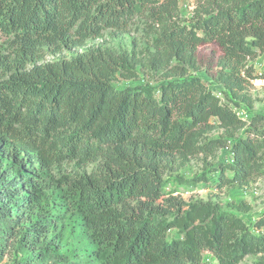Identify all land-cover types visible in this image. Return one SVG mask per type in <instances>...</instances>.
Segmentation results:
<instances>
[{"label":"trees","instance_id":"16d2710c","mask_svg":"<svg viewBox=\"0 0 264 264\" xmlns=\"http://www.w3.org/2000/svg\"><path fill=\"white\" fill-rule=\"evenodd\" d=\"M138 18L154 34L141 56L98 48L41 63L49 48H81ZM0 34L11 50L8 61L0 55V142L23 164L0 155V249L21 255L17 264H202L206 252L240 264L264 254V214L248 223L212 202H185L166 192L161 172L176 156L229 147L209 139L218 124L234 138L228 156L189 183L264 177V116L245 93L248 64L264 55V0H200L188 23L180 0H0ZM207 45L221 53L211 84L224 102L189 73ZM164 71L157 85L115 86L118 76Z\"/></svg>","mask_w":264,"mask_h":264},{"label":"rangeland","instance_id":"374dc122","mask_svg":"<svg viewBox=\"0 0 264 264\" xmlns=\"http://www.w3.org/2000/svg\"><path fill=\"white\" fill-rule=\"evenodd\" d=\"M200 0H180V13L183 23H188L194 16ZM148 22L143 18H138L126 32H116L107 30L101 38L89 39L81 48H66L62 51H56L49 48L46 50L45 58L41 63H49L58 60H70L90 50L103 49L110 50L117 55L141 56L149 45V39L154 37V34L148 28ZM11 54L8 38L0 34V55L8 57ZM221 56L219 49L214 45L203 46L199 49L198 69H191L190 74L201 77L209 86H213L211 82L214 80L212 76L217 74L220 68L217 66V60ZM248 67H252V77L246 82V95L252 100L253 106L249 107L252 113L264 116V87L256 89L253 85V77L263 74L264 77V55L259 56L255 61H250ZM3 72L0 71V76ZM169 72L147 74L141 73L139 79L125 80L118 76L115 86L119 89L137 86L151 82L154 85L165 81ZM212 75V76H211ZM172 79V78H171ZM173 79H177L176 77ZM227 101V95H224ZM224 102V100L222 101ZM243 133V131H241ZM240 133V135H241ZM209 139L228 140V146L231 148L234 138L222 128L216 125L214 131L208 134ZM239 136V135H238ZM237 136V137H238ZM229 150L224 146H218L211 154H201L196 157L183 158L176 156L173 159L165 161L161 167L162 178L166 183V192L174 191L173 196L183 199L185 202L203 201L212 202L219 205L223 211H232L239 216H243L248 223L252 220L256 221L264 214V177L253 179L248 185H229L223 188L214 186L215 178L211 181H203L197 185H191L190 180L202 175L209 174L211 170L216 169L219 164L225 162ZM0 155L3 157V164H22V158H19L15 150L9 146H4L0 142ZM23 165V164H22ZM98 163H92L88 168V173L95 171ZM71 173L69 168L52 171L51 175L55 179H59L62 173ZM216 176V175H215ZM176 194L178 196H176ZM161 204V200L157 202ZM241 203L250 206L249 212H244L238 209ZM253 225V224H251ZM21 259V255H17L16 251L7 247L0 249V264H17ZM202 264H219L215 257L206 252ZM240 264H264V254L249 255Z\"/></svg>","mask_w":264,"mask_h":264},{"label":"built area","instance_id":"2783aa9c","mask_svg":"<svg viewBox=\"0 0 264 264\" xmlns=\"http://www.w3.org/2000/svg\"><path fill=\"white\" fill-rule=\"evenodd\" d=\"M253 85L256 89H260V88H263L264 87V77H263V74H260V76H256L255 78H253ZM210 89L213 90V93L215 94V96L220 99L221 101L224 100V94L222 92V86H219V85H214L210 87ZM237 110V109H236ZM239 112V114L242 116V117H246L244 115L243 112H240V110H237ZM226 150H229V147H226ZM230 162H233L232 160ZM176 196H178L176 194ZM264 216V215H263ZM255 222V221H254Z\"/></svg>","mask_w":264,"mask_h":264}]
</instances>
